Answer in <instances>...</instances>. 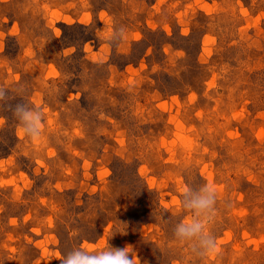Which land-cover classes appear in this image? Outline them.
I'll use <instances>...</instances> for the list:
<instances>
[{"label":"rangeland","instance_id":"rangeland-1","mask_svg":"<svg viewBox=\"0 0 264 264\" xmlns=\"http://www.w3.org/2000/svg\"><path fill=\"white\" fill-rule=\"evenodd\" d=\"M0 87V264L107 243L140 264H264V0H0ZM203 183L218 253L200 260L172 229Z\"/></svg>","mask_w":264,"mask_h":264},{"label":"clouds","instance_id":"clouds-1","mask_svg":"<svg viewBox=\"0 0 264 264\" xmlns=\"http://www.w3.org/2000/svg\"><path fill=\"white\" fill-rule=\"evenodd\" d=\"M10 92L0 87V103H7ZM17 122L19 134L31 141H39L44 125L42 109L30 105L22 98L8 105ZM219 190L212 183L188 185L180 198V213L173 225V240L187 247L200 260L218 253L216 237L211 231L217 208ZM60 264H140L131 246L113 247L108 243L102 248L88 245L76 246L62 254Z\"/></svg>","mask_w":264,"mask_h":264},{"label":"trees","instance_id":"trees-1","mask_svg":"<svg viewBox=\"0 0 264 264\" xmlns=\"http://www.w3.org/2000/svg\"><path fill=\"white\" fill-rule=\"evenodd\" d=\"M64 28H66V29H67V28H69V27H68V26H66V25H64ZM0 157H2V156H0Z\"/></svg>","mask_w":264,"mask_h":264}]
</instances>
